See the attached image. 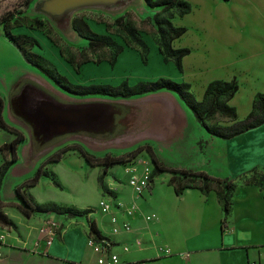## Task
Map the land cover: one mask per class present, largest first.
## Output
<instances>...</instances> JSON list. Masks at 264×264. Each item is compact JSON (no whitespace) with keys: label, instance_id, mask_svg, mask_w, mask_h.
<instances>
[{"label":"crops","instance_id":"crops-1","mask_svg":"<svg viewBox=\"0 0 264 264\" xmlns=\"http://www.w3.org/2000/svg\"><path fill=\"white\" fill-rule=\"evenodd\" d=\"M187 1L190 4L188 12L190 13L193 6L189 0ZM210 1L216 4L228 0ZM200 2L206 10L208 5L204 0ZM128 3L130 6L133 1L128 0ZM138 5H144L142 0H138ZM120 8L118 5L116 10ZM81 10L75 8L61 14L60 16H64L65 24L60 27L55 21L58 17L45 15L58 38L68 46L78 49L81 47L73 44L78 36L71 23L72 19L76 18L75 14ZM101 11L111 14V10ZM175 17L178 16L173 18ZM172 19L174 25H180ZM239 24V19L236 20L234 17L228 22L218 21L213 17L196 20L189 26L193 33L187 38V44L181 41L183 33L174 38L171 45L174 48L189 49L181 58V70L187 69L189 90L193 91L190 90L196 100L202 99L208 81L236 79L237 90L229 98L228 104L235 108L236 118L242 119L251 109L253 95L257 92L264 93V36L246 34L251 32L253 27L259 29V26H248L249 30H244L246 32L243 35L241 32L244 31L239 29ZM89 28L91 29L90 26ZM188 29L187 27V32ZM0 35L5 38L3 34ZM142 37L148 47L146 65L142 68L151 69L152 64L157 68L165 67L153 40L150 38L149 41L143 35ZM125 54L133 57L136 65L141 66L137 48L123 45L112 65L115 69L123 62L122 57ZM59 60L61 64L54 60L55 67L74 83L90 81L88 75L91 72L108 68L106 60L98 63L88 61L81 63L76 73L62 58L59 57ZM62 62L65 63L64 67ZM166 63L172 71L175 70L174 65ZM124 69L126 68L122 70ZM107 74L109 77H105L103 81L108 83L117 82L118 79L125 77L130 81L133 77L123 72L115 77L112 72ZM162 75L175 79L170 74ZM25 78L47 89L50 87L57 89L44 76L34 77L22 70L18 71L5 86V95L1 98V117L3 121L5 117L10 119V122L8 120L7 122L18 128L22 140L16 145L15 160L1 178L0 209L22 226V235L17 237L5 226L0 228V233L9 234L7 242L11 243L10 246L2 247L3 257L0 264H94L95 254L85 243L88 220L94 222L101 235L110 239V250L117 254L118 264H264V191L257 185L244 183L241 179L248 176L251 169H259L264 174V123L232 138L220 139L210 136L205 131L174 92L160 90L122 99L127 101L129 106L115 100L125 110V115L120 120L123 130L118 135L126 130L125 120L127 124L132 120L133 124L131 132L127 130L126 139L115 145L122 148L120 152L123 151L117 155L128 152L132 145L150 143L155 156L166 166L201 170L213 177L231 179L235 183V188L230 193V207L225 215L217 201L215 189L203 194L197 188L186 187L177 194L174 184L168 181L172 176L170 172L157 173L140 195H134L126 183L124 164L120 163L122 175L114 177L108 172L111 166L109 165L102 177L105 188L102 191L97 181L101 165L88 164L83 154L80 158L65 160L64 157H67L68 153L64 150L60 155L55 152L74 143L83 146L87 152L84 153L94 158L106 154L117 156L110 154L112 151L108 149L110 147H102L91 141L106 142L112 138L102 140L80 134V126L89 130V127L96 124L97 107L102 109L96 98L81 97L69 99L67 102L57 101L56 104L42 101L39 113L50 125L49 134L61 135L68 131L71 136L64 140L68 141L66 148L63 146L54 150L52 147H44L35 150L28 130L9 112L11 89ZM80 80L82 81L79 82ZM110 112L117 114L115 110ZM5 125L7 126L6 123ZM64 125H70L72 131L65 129ZM100 151L106 153L102 156H93ZM56 155L58 156L56 160H50ZM38 169L52 172L60 187L53 185L48 177L38 176L34 184L25 186V192L33 200L38 203L71 205L80 210L90 208L92 211L94 207L97 214L68 217L53 212H33L27 215L20 209L9 210L8 203L16 204L19 208L20 199L17 197L16 189L24 186ZM85 188L88 191H85ZM100 199L112 203L108 213L99 212L97 203ZM132 203L135 204L136 211L126 218L123 207ZM150 212L155 213L156 218L144 221L143 214ZM111 214L116 215L118 221L126 218L130 225L129 230L111 233L109 225ZM48 216H53L59 222V229L47 247L44 248L40 243L34 251L31 244L39 237L37 227ZM19 240L22 242L21 245H18ZM123 245L127 247L126 250H122ZM159 246L167 248L169 254L158 251ZM179 253L187 255L181 258Z\"/></svg>","mask_w":264,"mask_h":264},{"label":"trees","instance_id":"trees-1","mask_svg":"<svg viewBox=\"0 0 264 264\" xmlns=\"http://www.w3.org/2000/svg\"><path fill=\"white\" fill-rule=\"evenodd\" d=\"M41 1V0H37ZM135 5H138V0H132ZM143 4L153 9L150 17L146 20L150 21L153 26L152 39L155 43L158 53L164 63L171 62L177 71L181 72V58L189 52L187 47L174 48L171 42L174 38L182 35L186 28L184 26L174 25L171 19L174 16L181 17L190 11V4L187 0H142ZM111 14L116 11H110ZM115 34L119 35L125 44L117 42L110 34L96 33L89 28L87 23L80 17L72 19V27L78 36L87 40V44L80 49L88 51V56L75 61L73 57H67V60L73 64L76 70L81 63L93 61L98 63L101 60H106L109 65H113L116 56L123 49V45L137 48L140 59L143 63L146 62L148 47L145 43L142 33L131 23L124 21L121 16L115 18ZM3 36L13 44L21 53L23 58L35 66L46 78L58 89L75 94H101L111 99H127L133 96H140L147 93H153L160 90L174 92L183 101L185 106L193 114L196 121L205 129V131L213 137L220 139H229L251 128L257 127L264 123V93L257 92L253 95L251 109L248 114L242 118H236L235 108L228 104L229 98L237 90V81L232 78L228 81L221 79H212L207 82L202 99L196 100L189 90V84L184 81L175 82L165 77H159L153 81H137L134 84H128L126 80H122L116 85L109 84H93L82 86L71 83L64 75L59 73L47 59L33 52V46L39 47L38 41L25 33H12L7 25L2 26ZM106 50V54L101 58H92L94 51ZM27 87L33 89L39 97L45 98L53 102H67L69 99L63 97L56 89L50 87L47 89L40 84L30 79H21L17 85L11 89L9 96V112L10 115L20 122L29 132L33 148H49L56 145L71 136V133L51 134L45 137L42 131L41 124L35 111L24 107V90ZM34 94V96H37ZM31 95V93H30ZM97 104L102 106V110L97 107L96 124L89 127V130L81 129L80 134H84L96 139H111L121 133L123 126L120 122L125 115V110L121 104L115 100L107 101L97 99ZM110 110L117 111V114H111ZM110 115V118L108 117ZM218 116L225 118L228 124L212 121V118ZM0 127L5 128L6 125L1 117V102H0ZM22 140V135L18 133L7 143L0 146V152H5L8 159L2 157L0 162V182L3 174L15 160L16 145ZM138 148L125 152L117 156L104 155L100 158H94L86 153H83L85 161L90 164H99L102 166L100 173L97 175V181L104 191L102 177L109 165L125 164L133 160ZM147 154L152 163L149 178L159 172L167 171L172 173L169 183L174 184L175 192L178 194L186 187L197 188L201 193L207 194L210 189H215L216 198L219 202L223 213L226 215L230 207V193L235 188V183L229 178H218L209 175L201 170H192L187 168H172L166 166L153 153L151 149ZM58 156H53L50 160H56ZM255 169H251L252 173ZM48 177L53 185L60 187L52 172L47 169H38L35 175L26 181L25 185L16 189L17 197L20 199L19 209L23 214L33 212L45 213L53 212L55 214H64L68 217L85 216L91 212L90 208L78 209L71 205H61L54 202L38 203L29 194L25 192V186L32 185L36 182L38 176ZM242 181L246 184L257 185L252 177L243 176ZM257 187H259L257 185ZM259 189H261L259 187ZM264 196V193H263ZM1 206V203H0ZM0 224L11 225L10 219L0 209ZM87 236H92L94 239H102L103 235L97 230L92 220H88Z\"/></svg>","mask_w":264,"mask_h":264},{"label":"rangeland","instance_id":"rangeland-1","mask_svg":"<svg viewBox=\"0 0 264 264\" xmlns=\"http://www.w3.org/2000/svg\"><path fill=\"white\" fill-rule=\"evenodd\" d=\"M191 3L192 12L185 14L182 17H175L172 19V21L177 22L180 24L179 26H184L186 28V31L181 37V41L187 44V38L190 37V35L193 33V30L190 29L189 26L196 21L200 19H205L206 17H213L214 19H217L218 21H230L232 17H234L236 20L239 19V29L241 30H249L247 29L248 26H259L260 28H251V32L247 33L244 31L241 34H248L251 36L261 35L264 36V1L263 0H228V1H219L216 4H214L213 1L210 0H204V2L208 5V7L205 10L204 6H201L200 0H189ZM135 2L131 3L130 6H128V0H114L112 2H95L88 6H83L78 8L81 11L77 12L76 18H84L85 22L88 23L91 27V29L96 33H107L110 34L113 39H115L117 42L121 44H125L122 38L115 34V18L118 16H121L124 21H127L131 23L133 26H135L137 29L141 31L143 36L150 41V38L152 39V32H153V26L150 21L146 20V17H150L153 9L149 8L145 5L139 6L135 5ZM197 4V5H195ZM118 5L121 6L119 10H116V7ZM37 0H0V34H3L2 26L7 25L10 28V31L12 33H25L27 35H30L34 37L38 43L39 47L33 46L31 50L33 52H37L39 55L43 56L45 59H47L53 66H55L54 60L60 63L59 57L63 59V61L70 65L72 69L78 73V71L75 69L73 64L67 60V57H73L75 61H78L82 59L84 56H88V51H81L80 55V49L73 48L71 46H68L66 43L61 41V39L58 38L57 34L53 30V28L50 26L49 21L45 17V14L40 11L37 8ZM195 6V7H194ZM104 9L111 10V11H118L114 14L106 13L104 11H101ZM70 12V11H69ZM58 19L55 21L58 22V26H62L65 24L64 16H56ZM187 27L188 32H187ZM78 36V35H77ZM153 40V39H152ZM74 45H79V48L84 46L85 43H87V40L81 36H78L77 39L74 40ZM57 50H59V54H57ZM106 54V50L99 49L94 51L93 55H91L92 58H101ZM125 54L123 58V62L116 67V69L109 65L107 69H98L97 71L91 72L88 75V78L90 81L84 82V83H74L82 86L87 85H93V84H109V85H116L120 83L122 80H126L128 84H134L137 81H153L159 77H165L175 82L183 81L187 82V69L181 70V72H177L176 68L172 71L171 68H169L167 63L163 64L165 67H156L154 64H152L151 69H146V67L142 68L143 65H146V62L143 63L141 60V66L136 65V61L133 57L126 56ZM63 63V67L65 63ZM151 63V62H150ZM171 63V62H170ZM61 64V63H60ZM172 64V63H171ZM173 65V64H172ZM58 67H60L57 64ZM56 68V67H55ZM123 68H126L122 70ZM57 69V68H56ZM24 71L29 72L34 77L40 76L45 77L44 74H42L35 66L27 62L21 53L18 51V49L5 40L0 35V102L2 101L1 98H4V92H5V86L11 81V79L17 74L18 71ZM129 70V72H128ZM58 71V70H57ZM59 72V71H58ZM114 73V77L118 76L120 72L123 73H129L131 76V80L129 81L127 77L123 79H118L117 82L108 83L104 82L103 80L105 77H109L107 73ZM60 73V72H59ZM165 74L173 75V77L176 79H172L171 77H166ZM136 77H147L148 79H137ZM95 79L94 81H91V79ZM180 78V79H178ZM80 80L79 82H81ZM55 89V88H54ZM63 97H66L67 99H80L81 97H91L96 99H108V100H119V102L124 103V105L129 106L130 104L127 101H123L122 99H111L107 96L101 95V94H86V95H80L75 94L73 92H67L56 89ZM191 90V89H190ZM192 91V90H191ZM193 92V91H192ZM191 92V93H192ZM177 95V94H176ZM178 96V95H177ZM2 103V102H1ZM7 120L10 122V119L8 117H5L4 123L7 124L5 128H0V146L3 143H7L10 140H12L15 135H18V133L21 134V132L18 130V128L10 125V123L7 122ZM127 120L124 121V126L126 130L123 131V134L115 136L109 141H96L91 140L95 144L102 146V147H110L112 155H117V153L120 152L122 148H119L118 146H115L117 143L124 141L127 137V133L132 130V120L131 123L127 124ZM212 121H218L220 123H225L227 120L222 117L215 116L212 118ZM128 130V132H127ZM131 132V131H130ZM68 143V141L60 142L56 145L51 146V149H58L63 146H65ZM108 145V146H107ZM66 148V146H65ZM138 148L137 152L135 153L133 159H143L150 161V158L147 154V151L151 149L153 151V146L150 143H138L135 145H132L130 147L131 151L133 149ZM62 150L65 151V153H68V156L64 157L65 160L67 159H74V158H80L84 152H86V149L83 148L81 145H77L74 143H70L67 145L66 149H58L55 152H57L60 155V152ZM123 152V151H121ZM120 152V153H121ZM87 153V152H86ZM106 153V152H105ZM103 151L96 152L93 156H102L105 154ZM2 157H5L8 159V156L4 152H0V162L2 161ZM151 162V161H150ZM122 165L121 164H113L108 168L109 174L114 177L115 175H122ZM152 168V163H151ZM250 177H252L253 181L264 191V174L261 170L255 169L252 173L249 174ZM87 180V178H86ZM85 191H88L87 188H85ZM9 206V210L12 209V211H19V208L16 204H7ZM91 215L97 214L96 209L93 207V210L89 212ZM11 221V225H2L0 224V228H4V226L10 231V233L16 235L17 237H20L22 235V226L20 224L16 223V220L14 218H10L6 216Z\"/></svg>","mask_w":264,"mask_h":264},{"label":"built area","instance_id":"built-area-1","mask_svg":"<svg viewBox=\"0 0 264 264\" xmlns=\"http://www.w3.org/2000/svg\"><path fill=\"white\" fill-rule=\"evenodd\" d=\"M123 166L124 172L127 174V185L130 187L134 195H140L142 191H144L150 184V161L143 159H133L125 163ZM97 207L99 212L108 213L112 207V203L108 200L100 199L97 203ZM135 211L136 206L133 203L123 207V214L126 218L131 216ZM142 217L144 221H152L156 218V215L155 213L150 212L143 214ZM126 218L122 219L121 221H118L116 215L111 214L109 216L110 232L117 233L120 230L128 231L130 225ZM58 229L59 222L53 216H48L44 218L40 225L37 227V233L39 237L35 238V240L32 242L31 249L35 251L36 247L40 243L43 245L44 248L47 247L54 239ZM7 236H9L7 232L0 233V260L3 257L2 247L5 245L10 246L11 244L7 242ZM18 242V245L22 244L20 240ZM85 243L87 247H89L91 251L95 254L94 264H118L119 260L117 254L110 250L111 241L109 238L104 237L102 239L96 240L92 236H87ZM121 248L122 250L127 249V247L124 245ZM158 251L164 254H169L168 249L162 246L158 247ZM178 255L182 258L185 257L187 254L179 253Z\"/></svg>","mask_w":264,"mask_h":264},{"label":"water","instance_id":"water-1","mask_svg":"<svg viewBox=\"0 0 264 264\" xmlns=\"http://www.w3.org/2000/svg\"><path fill=\"white\" fill-rule=\"evenodd\" d=\"M112 1L114 0H41L37 2L38 4L37 8L40 11H42L45 15L54 17V16H59L64 12L71 11L75 8L91 5L92 3L95 2L108 3ZM31 90L33 91L31 87H27V89L24 90V97H23L24 105L27 106L24 108L27 110L30 107L32 110L35 111V115L39 119V123L41 124L44 136L49 137L51 136V134H49L48 132L50 125L43 119L42 115H40L39 113V110H41L40 103L44 101V102H50L52 104L54 103L56 104L57 102H53L45 98H41ZM34 94H36L37 96H34ZM108 117L110 118V115H108ZM63 127L67 130L72 131L70 125H64ZM84 128L85 127H81V126L79 127V129H84ZM64 132H68V131H64ZM52 134H56V133H52Z\"/></svg>","mask_w":264,"mask_h":264}]
</instances>
